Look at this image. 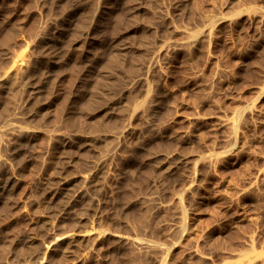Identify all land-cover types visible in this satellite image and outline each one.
Wrapping results in <instances>:
<instances>
[{"label":"rangeland","instance_id":"rangeland-1","mask_svg":"<svg viewBox=\"0 0 264 264\" xmlns=\"http://www.w3.org/2000/svg\"><path fill=\"white\" fill-rule=\"evenodd\" d=\"M0 264H264V0H0Z\"/></svg>","mask_w":264,"mask_h":264}]
</instances>
